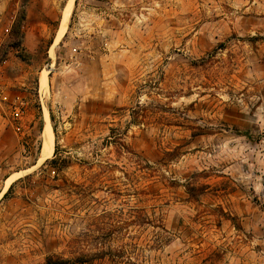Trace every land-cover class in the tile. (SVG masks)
Listing matches in <instances>:
<instances>
[{"label": "rangeland", "instance_id": "obj_1", "mask_svg": "<svg viewBox=\"0 0 264 264\" xmlns=\"http://www.w3.org/2000/svg\"><path fill=\"white\" fill-rule=\"evenodd\" d=\"M48 259L264 264V0H0V264Z\"/></svg>", "mask_w": 264, "mask_h": 264}, {"label": "bare ground", "instance_id": "obj_2", "mask_svg": "<svg viewBox=\"0 0 264 264\" xmlns=\"http://www.w3.org/2000/svg\"><path fill=\"white\" fill-rule=\"evenodd\" d=\"M71 6H72L71 3H69L63 12L62 28L60 29V32H59L56 40H59L60 37H62L64 34V30L66 29L65 26L67 24V21H68L69 15H70V11H71ZM42 79H44V74L42 75ZM41 135H42V146H41V151H40V160H43L45 158H48L52 154V150H53V147H52L53 146V135H52L51 126H50L49 121L47 119H45V123H44L43 129H42Z\"/></svg>", "mask_w": 264, "mask_h": 264}, {"label": "trees", "instance_id": "obj_3", "mask_svg": "<svg viewBox=\"0 0 264 264\" xmlns=\"http://www.w3.org/2000/svg\"><path fill=\"white\" fill-rule=\"evenodd\" d=\"M20 34H21V32H20V23L17 22V24L15 25V27L13 29V35L18 38ZM12 45H13L12 47H17L19 45V43L15 42ZM49 163H51L53 165V167H56V169L58 168L57 160H55V158L51 159L49 161ZM45 264H59V263H55L51 259H48Z\"/></svg>", "mask_w": 264, "mask_h": 264}, {"label": "water", "instance_id": "obj_4", "mask_svg": "<svg viewBox=\"0 0 264 264\" xmlns=\"http://www.w3.org/2000/svg\"><path fill=\"white\" fill-rule=\"evenodd\" d=\"M61 23H62V15H61V19H60L59 27H60ZM47 159H48V158H47ZM47 159H45V160H47Z\"/></svg>", "mask_w": 264, "mask_h": 264}]
</instances>
